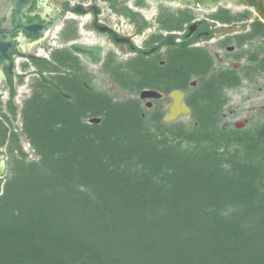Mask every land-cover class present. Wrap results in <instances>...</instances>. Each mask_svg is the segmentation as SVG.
Segmentation results:
<instances>
[{
  "label": "trees",
  "instance_id": "obj_1",
  "mask_svg": "<svg viewBox=\"0 0 264 264\" xmlns=\"http://www.w3.org/2000/svg\"><path fill=\"white\" fill-rule=\"evenodd\" d=\"M197 96L190 127L151 128L130 101L34 92L21 132L37 159L13 134L0 264H264V122L224 128L221 94Z\"/></svg>",
  "mask_w": 264,
  "mask_h": 264
},
{
  "label": "flooded vegetation",
  "instance_id": "obj_2",
  "mask_svg": "<svg viewBox=\"0 0 264 264\" xmlns=\"http://www.w3.org/2000/svg\"><path fill=\"white\" fill-rule=\"evenodd\" d=\"M0 53L13 62L0 70V88L7 93L0 110L2 184L16 134L13 120L23 106L14 100L16 87L32 71L56 104L80 106L114 88L119 97L109 96L113 102H132L143 121L153 122L159 116L165 122L173 91L190 109L179 115H191L188 100H203L197 94L214 89L225 99L221 119L235 112L228 100L238 88L260 80L257 90L264 94V0H0ZM235 76L240 81L234 86ZM143 91L161 96L143 97ZM244 99L250 101L251 93ZM95 117L99 124L102 117L90 111L82 119Z\"/></svg>",
  "mask_w": 264,
  "mask_h": 264
},
{
  "label": "rangeland",
  "instance_id": "obj_3",
  "mask_svg": "<svg viewBox=\"0 0 264 264\" xmlns=\"http://www.w3.org/2000/svg\"><path fill=\"white\" fill-rule=\"evenodd\" d=\"M260 80H255L247 89H241L238 88L236 92L232 95V97L229 98L228 103L231 105V109H234L235 112L232 114H228L226 116H223L221 119V124L226 127H232L234 124H238L240 127L244 128L251 124H254L255 122H264V94L263 92H260L257 90L259 86H261ZM109 84H106L105 87L107 88ZM43 87L39 84V78L38 76L32 71V73L28 74L24 82L16 87V96L14 97V100L17 104L20 106L23 105L24 101L34 92L37 90H41ZM43 94L45 95V91L41 90ZM117 89H107V94L111 98H118ZM251 93V100L246 101L244 99L245 94ZM7 96V93L0 88V110H3V102ZM169 104V100L166 98V107ZM255 106L257 111H249L248 107ZM21 109V108H20ZM192 121L191 115H179L174 121L171 122H164L165 127H171L172 125L176 123H181L186 127H190ZM14 126L13 128L16 130V134L18 137V144L21 147L22 151L26 154V160H36L37 156L30 146L27 138L25 135L21 132V126H22V118L21 114H18V116L13 120ZM144 123L148 126L153 128V124L155 122L151 121V119L144 120ZM12 127V126H11ZM17 155L16 151H13L10 154V159ZM11 175V169H10V163L8 165V168L5 172V179ZM4 179V180H5ZM2 189L0 187V193Z\"/></svg>",
  "mask_w": 264,
  "mask_h": 264
},
{
  "label": "water",
  "instance_id": "obj_4",
  "mask_svg": "<svg viewBox=\"0 0 264 264\" xmlns=\"http://www.w3.org/2000/svg\"><path fill=\"white\" fill-rule=\"evenodd\" d=\"M16 5L19 3H25L27 0H12ZM16 19L19 20V14H17ZM3 46L7 48L8 51H13L12 46L7 42H2ZM15 51H13V54L11 56L15 55ZM0 56L3 58L4 63L1 65L0 70L2 69L3 65H5L7 68L12 65V59L10 55H5L0 53ZM143 97H160L161 93H158L156 91H143L142 92ZM172 96L174 98L172 105L170 106L169 112L164 116L163 120L165 122H170L175 120L180 112H183L185 114L190 112V109L185 107L182 104V93L179 91H173ZM100 121L99 117L91 118L89 119V123H98ZM237 128H241L239 125H236Z\"/></svg>",
  "mask_w": 264,
  "mask_h": 264
}]
</instances>
